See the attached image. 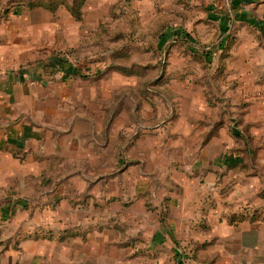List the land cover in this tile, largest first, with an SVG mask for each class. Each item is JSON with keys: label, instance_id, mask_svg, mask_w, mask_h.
<instances>
[{"label": "crops", "instance_id": "obj_1", "mask_svg": "<svg viewBox=\"0 0 264 264\" xmlns=\"http://www.w3.org/2000/svg\"><path fill=\"white\" fill-rule=\"evenodd\" d=\"M94 1L84 3L82 22L74 21L64 7L50 11L19 5L0 14V227L29 203L23 182L41 180L49 181V189L40 195L49 197L51 205L58 200L56 205L72 210L83 200L89 206L95 200L100 210L109 206L117 216L118 211H126L136 221L141 213L129 209L135 204L146 214L144 198L161 192L164 196L158 197L167 207V219L156 222L145 239L106 235L103 230L116 226L117 219L112 218L113 224L95 223L97 232L85 238L22 239L15 247L0 250V264H150V259L164 264L165 258H171L172 264H264V171L260 170L264 105H248L250 113L239 118L238 131L250 139L237 142L227 132L226 117L217 112L221 102L217 97L228 95L223 90L229 87L227 80H220L221 92L210 96L213 102L218 99L216 106H209L202 93L175 94L164 125L156 124L152 130L143 125L141 135L123 136L128 122L124 118L131 119L133 110L103 109L95 121L86 112L71 110L84 95L54 91L69 88L73 80L62 78L54 84L38 80L49 62V45H76L90 33L86 22H96L99 16ZM247 3L236 0L232 14H208L217 22L221 44L230 22L264 27V1ZM251 4L254 13L249 12ZM242 33L237 32V41ZM166 41L163 38L157 45ZM221 65L228 67V62ZM244 69L249 70L237 63L229 71L240 74ZM169 157L176 165L173 186L164 183L153 190L147 179L149 166L157 163V173L165 181L161 164ZM119 180L126 184L119 187ZM229 182L238 183L232 188L239 200L245 199L241 206L259 216L253 212L228 217L237 212L220 199L230 191L222 188ZM218 183L222 187L217 186L216 192L210 184ZM132 194L136 199L125 209L123 195ZM73 204L78 206L72 208ZM69 224L81 222L57 227Z\"/></svg>", "mask_w": 264, "mask_h": 264}, {"label": "rangeland", "instance_id": "obj_2", "mask_svg": "<svg viewBox=\"0 0 264 264\" xmlns=\"http://www.w3.org/2000/svg\"><path fill=\"white\" fill-rule=\"evenodd\" d=\"M20 0H0V14L9 12L19 6ZM71 1V0H69ZM98 1V2H97ZM264 0H239L249 3H261ZM86 0H83L81 10ZM99 16L98 21L91 19L89 34L81 37L76 45H60L50 47L49 66L43 68L41 77L49 84L59 82L62 78L73 80L69 88L61 87L54 91H66L71 95H84L81 101H74L71 110L86 112L95 121L101 110L118 109L119 112L127 109L133 110V116L126 118L127 126L123 128V136L132 134L139 136L145 126L164 125L170 109H173L175 94L202 93L209 106H216L217 112L226 117L227 132L234 140H246L249 137L240 136L238 120L245 115L248 105H264V27H254L247 23H231L230 32L221 44V33L216 20L209 18V13L222 12L232 14L236 8V0H95ZM91 3V1H89ZM247 3V4H249ZM95 4V5H96ZM247 4H243L245 7ZM254 4L249 5V12L254 13ZM243 8V6H241ZM93 8L90 4L89 13ZM247 8V7H246ZM65 11H67L65 9ZM74 21L75 19L69 12ZM83 15V11H82ZM93 23L96 26H93ZM242 31L243 38L236 40V34ZM235 32V35L233 34ZM176 33V34H175ZM165 34L167 41L158 46L159 36ZM241 35V36H242ZM253 40V42H252ZM219 46V47H218ZM65 59L76 69V75L63 77L61 72H55L51 64L52 58ZM228 62V67L222 68L221 63ZM237 63L249 68L231 74L233 66ZM46 64V61H45ZM222 76H224L222 78ZM220 80H227L229 87L223 90L226 94L218 96L215 102L211 94L221 92ZM58 87V86H57ZM250 113L249 111L246 112ZM133 121V123H130ZM97 127V125L95 126ZM231 139V140H232ZM264 142V136L261 137ZM168 155V154H167ZM172 157L161 164L164 169L165 181L162 174L157 173V163L151 164L148 181L153 190L160 189L166 183L167 188L172 187L176 165ZM121 167V166H119ZM257 167V166H256ZM140 167H137L139 170ZM254 170V165H251ZM259 169V167L256 168ZM260 170L264 171V163ZM45 172V171H44ZM138 173V171H137ZM160 178V179H159ZM149 181V182H150ZM170 182V183H169ZM27 188L29 203L21 213L10 214L8 223L0 227V250L5 247H15L20 240L26 238L68 239L74 236L85 238L96 233L95 223L111 224L110 218L117 219L115 228L106 229L110 237L148 238L156 222H164L168 211L156 194L151 198H144L146 214L141 206L134 204L129 211L141 213L139 220L129 219L126 211H118V216L111 213L112 209L106 207L100 210L97 203L92 206L85 204V200L73 204L72 209L49 204V197H41L40 193L49 189V181L41 180L34 184L32 181L23 182ZM200 185L203 180L199 182ZM126 183L119 180V187ZM218 184H210L217 191ZM136 185V184H135ZM197 184V186H200ZM238 183L229 182L224 185L228 189L220 199L225 205L237 212L229 214V218L243 215H253L255 210H248L241 206L244 202L234 193L232 186ZM232 188V189H231ZM222 190V189H221ZM236 191V190H235ZM77 199V197H76ZM81 199V198H80ZM127 203L123 206L129 208L136 199L135 195H123ZM79 200V199H78ZM76 200V201H78ZM77 205V206H76ZM57 208V209H56ZM133 210V211H131ZM102 213V214H101ZM259 216V213H258ZM81 222V225L67 228L57 227L59 224ZM113 224V223H112ZM150 225V229H146ZM102 231V232H103ZM17 242H16V241ZM69 242V241H67ZM171 258H165L164 264H172ZM150 259V264H157Z\"/></svg>", "mask_w": 264, "mask_h": 264}, {"label": "trees", "instance_id": "obj_3", "mask_svg": "<svg viewBox=\"0 0 264 264\" xmlns=\"http://www.w3.org/2000/svg\"><path fill=\"white\" fill-rule=\"evenodd\" d=\"M17 4L25 5L29 8L38 6L44 7L49 9L50 11H55L58 7H64L75 19H81L82 17L81 6L83 4V0H20L19 2H17ZM163 38L164 41L167 40L165 34H162L161 36H159L158 41ZM51 64L55 68L54 71L61 72L63 77L76 75V69L71 66V64H68L65 59L54 57L52 58ZM47 66H49V62ZM38 80H41L42 82L44 81L41 76H38Z\"/></svg>", "mask_w": 264, "mask_h": 264}]
</instances>
